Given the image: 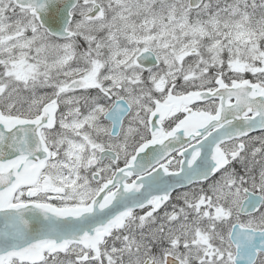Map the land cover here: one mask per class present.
<instances>
[{
	"label": "snow or ice",
	"instance_id": "obj_1",
	"mask_svg": "<svg viewBox=\"0 0 264 264\" xmlns=\"http://www.w3.org/2000/svg\"><path fill=\"white\" fill-rule=\"evenodd\" d=\"M0 264H264V0H0Z\"/></svg>",
	"mask_w": 264,
	"mask_h": 264
}]
</instances>
